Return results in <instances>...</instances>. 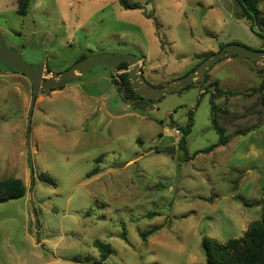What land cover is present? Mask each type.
<instances>
[{"label":"rangeland","instance_id":"1","mask_svg":"<svg viewBox=\"0 0 264 264\" xmlns=\"http://www.w3.org/2000/svg\"><path fill=\"white\" fill-rule=\"evenodd\" d=\"M127 2L141 9L119 0H31L21 16L16 0H0V34L28 64L47 58L53 72L83 55L134 54L154 86L187 74L223 44L264 49L238 0ZM255 4L264 20V0ZM111 75L95 66L36 96L31 187V84L0 64V179L20 178L26 187L24 197L0 202V264H94L95 240L112 250L102 264H206L203 236L224 243L261 217L264 124L236 132L264 118L251 59L230 55L213 64L207 84L235 92L213 103L195 86L129 103ZM215 124L228 142L200 151L218 143ZM172 144L174 154L163 152ZM117 162L126 164L114 167ZM146 230L152 232L143 240Z\"/></svg>","mask_w":264,"mask_h":264},{"label":"water","instance_id":"2","mask_svg":"<svg viewBox=\"0 0 264 264\" xmlns=\"http://www.w3.org/2000/svg\"><path fill=\"white\" fill-rule=\"evenodd\" d=\"M252 29L258 34L264 35V30L256 23V18L253 17ZM237 55L251 59L258 70L264 68V49L255 50L248 48L237 42H230L224 44L216 52L210 53L200 63L197 64L187 74L172 79L163 85L154 86L146 81L141 72L142 58L130 53H117V54H89L76 60L71 66L64 70L53 72L48 69L47 58H44L39 64L32 66L28 64L21 54L15 49L7 47L3 42V37L0 34V61L6 64L12 70L25 75L31 84V98L29 103L28 116L26 121V146L28 152L29 170L31 176V187L33 185L34 177L32 170V156L30 148V128L32 110L35 104L36 96L42 94L49 89L60 88L72 80L77 79L84 72L95 66L109 67L111 73L117 75L122 71L118 68L120 63L126 62V78L129 81V85L138 95L135 99H125L129 103L136 102L138 100H155L163 97L166 94L180 91L187 86H197L198 90H201V84L205 79L207 70L218 60L230 56ZM213 87V86H212ZM125 85L122 86L121 95L125 96ZM264 94V91H263ZM163 152L168 154L175 153V145L166 146ZM126 162H117L113 164L114 167H122ZM32 214L38 228V215L34 208V204L31 200Z\"/></svg>","mask_w":264,"mask_h":264},{"label":"trees","instance_id":"3","mask_svg":"<svg viewBox=\"0 0 264 264\" xmlns=\"http://www.w3.org/2000/svg\"><path fill=\"white\" fill-rule=\"evenodd\" d=\"M30 1L31 0H16L17 14L21 16L26 15L29 11ZM243 1L246 6H244L241 3V1L238 0V2H240L242 6L243 13L245 14V16H247V18L251 20L252 25H253V17H255L256 23L264 30L263 28L264 20L259 16V11L256 7L255 0H243ZM119 2L125 8L141 9L140 8L141 5L138 2L128 3L127 0H119ZM142 12L146 18H151L152 14L146 13L145 10H143ZM259 36L264 37V35L261 34H259ZM209 54L210 52L206 53L198 63H200ZM81 57H84V55ZM198 63H196L193 68H195ZM0 64L6 70L14 71L1 61ZM118 68L122 72L117 75H111V81L112 83H114V85L117 86L119 95L123 99H133L136 96V94L130 87L129 81L126 78L127 72L125 70L127 69V63L126 62L120 63L118 65ZM257 72L260 74L263 73V75H262V80L259 84V88H255V92L259 91L260 88L264 89V68L257 70ZM123 85H125L124 97L121 95V90ZM229 94H235V92L226 91L223 88L216 85L215 93L211 95V101L213 103L214 97L221 95H229ZM260 95H261L262 103L264 104L263 93L260 92ZM261 123H264V118H263V122L253 124L252 126H249L243 130H237L236 132L244 134L246 131L253 129L254 127H256ZM190 124L191 122L189 120L187 125ZM215 129L219 133L218 143L212 144L207 148H205L204 150H200V151L207 152L212 150L218 144H225L228 142V138L224 137L223 127L219 126L218 124H215ZM187 133H188L187 128L186 129L184 128L182 131V135L178 141V148L185 149V136ZM200 151H198L197 153H199ZM189 158L190 157L186 155L185 159L187 160ZM94 171L95 170L92 169V171L89 174L93 173ZM44 180L53 183V180L50 177H48L47 174H44ZM25 193H26V187L20 178L10 176L7 178L0 179V202H5L11 199L22 198L25 196ZM152 214L154 215V213ZM151 232L152 230H146L140 233V236L144 240L149 234H151ZM94 245L97 247L99 251V261L95 262L94 264H102V261H104L108 257V255L112 252L111 247L109 244L100 243L98 240L94 241ZM201 245L205 256L206 264H264V206L262 207L261 217L249 223L247 229L244 231L241 237L228 239L224 243H220L217 240H214L213 238H210L208 236H203L201 240Z\"/></svg>","mask_w":264,"mask_h":264},{"label":"flooded vegetation","instance_id":"4","mask_svg":"<svg viewBox=\"0 0 264 264\" xmlns=\"http://www.w3.org/2000/svg\"><path fill=\"white\" fill-rule=\"evenodd\" d=\"M224 45V44H223ZM222 45V46H223ZM222 46H220V47H222ZM219 47V48H220ZM218 48V49H219ZM210 53H212V52H210ZM234 56V55H233ZM213 66V65H212ZM212 66L207 70V72H206V75H205V79L203 80V82H202V84H201V92H200V94H202V93H208L209 95H210V100H211V95L212 94H214L215 93V90H216V85H218L219 86V84L216 82V81H213V82H211V83H209V84H207V75H208V72H209V70L212 68ZM109 68V67H108ZM257 68H256V72H257ZM257 74H258V77L260 78V80H259V84H260V82H261V80H262V75H263V73L262 74H260V73H258L257 72ZM259 84H258V86L256 87V88H259ZM213 86V87H212ZM189 87H191V86H189ZM189 87H186V88H189ZM195 87H197L196 85H195ZM220 87V86H219ZM186 88H184V89H186ZM184 89H182V90H184ZM215 89V90H214ZM255 89V88H254ZM181 90V91H182ZM262 90V91H261ZM263 91H264V89H261L260 88V90L259 91H256V92H262L263 93ZM263 96H264V94H263ZM138 97V95L136 94V96L133 98V99H135V98H137ZM214 99V98H213ZM138 101H142V100H138ZM262 101V100H261ZM262 103V102H261ZM263 104V103H262ZM263 107H264V104H263ZM259 122H263V120H261V121H259Z\"/></svg>","mask_w":264,"mask_h":264},{"label":"built area","instance_id":"5","mask_svg":"<svg viewBox=\"0 0 264 264\" xmlns=\"http://www.w3.org/2000/svg\"><path fill=\"white\" fill-rule=\"evenodd\" d=\"M178 134H180V131H179V130H177V129H175V130H174V134H173V135H174V136H177Z\"/></svg>","mask_w":264,"mask_h":264},{"label":"crops","instance_id":"6","mask_svg":"<svg viewBox=\"0 0 264 264\" xmlns=\"http://www.w3.org/2000/svg\"><path fill=\"white\" fill-rule=\"evenodd\" d=\"M261 124H264V123H261ZM245 230H246V229H245ZM245 230H244V231H245Z\"/></svg>","mask_w":264,"mask_h":264}]
</instances>
